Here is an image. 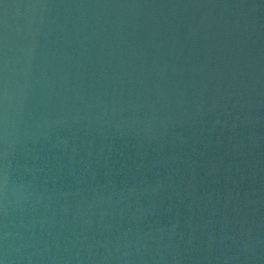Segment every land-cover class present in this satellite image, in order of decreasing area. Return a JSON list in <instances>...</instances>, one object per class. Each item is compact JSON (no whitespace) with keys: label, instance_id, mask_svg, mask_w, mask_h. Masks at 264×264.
Instances as JSON below:
<instances>
[{"label":"water","instance_id":"95a60500","mask_svg":"<svg viewBox=\"0 0 264 264\" xmlns=\"http://www.w3.org/2000/svg\"><path fill=\"white\" fill-rule=\"evenodd\" d=\"M0 264H202L195 0H0Z\"/></svg>","mask_w":264,"mask_h":264}]
</instances>
